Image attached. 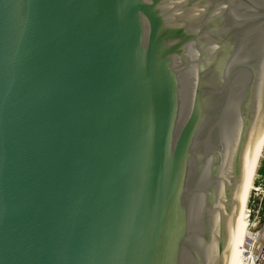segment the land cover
Returning <instances> with one entry per match:
<instances>
[{
	"label": "water",
	"instance_id": "obj_1",
	"mask_svg": "<svg viewBox=\"0 0 264 264\" xmlns=\"http://www.w3.org/2000/svg\"><path fill=\"white\" fill-rule=\"evenodd\" d=\"M264 142V0H0V264H234Z\"/></svg>",
	"mask_w": 264,
	"mask_h": 264
},
{
	"label": "built area",
	"instance_id": "obj_2",
	"mask_svg": "<svg viewBox=\"0 0 264 264\" xmlns=\"http://www.w3.org/2000/svg\"><path fill=\"white\" fill-rule=\"evenodd\" d=\"M253 190L256 191L255 195L259 196L261 203L254 211L252 231H250L251 244L246 251L245 264H264V189L254 185Z\"/></svg>",
	"mask_w": 264,
	"mask_h": 264
},
{
	"label": "bare ground",
	"instance_id": "obj_3",
	"mask_svg": "<svg viewBox=\"0 0 264 264\" xmlns=\"http://www.w3.org/2000/svg\"><path fill=\"white\" fill-rule=\"evenodd\" d=\"M263 152H264V142L258 154V157L255 161V164H254V167L251 173V177L249 180L248 189H247L246 197L244 201V206H243V210H242L241 217H240V226H244V232H243L241 239L239 236H236L234 240V243L238 242V250H237V255H236L234 264H245L246 251L251 244V238H250V232H249L250 219L247 216L249 215V213H247L248 212L247 205L249 202L251 191L254 188V179L256 176V171L258 169L261 157L263 156ZM246 209H247V212H246ZM248 221H249V225H248Z\"/></svg>",
	"mask_w": 264,
	"mask_h": 264
},
{
	"label": "rangeland",
	"instance_id": "obj_4",
	"mask_svg": "<svg viewBox=\"0 0 264 264\" xmlns=\"http://www.w3.org/2000/svg\"><path fill=\"white\" fill-rule=\"evenodd\" d=\"M263 169H264V152H263V156L261 157L258 169L256 171V176H255V179H254V185L255 186H260L262 190L264 189V176H262ZM255 192L256 191H254L252 189L250 197H249V202H248V205H247L248 212H247V209H246L247 213H249V210H250V217H249V215H247L248 218H250V225H249V221H248L249 232L252 231V226L251 225L253 223V219H254V215H255L254 211L259 206V203H261L259 196H256ZM263 207H264V205H263ZM247 216H246V218H247Z\"/></svg>",
	"mask_w": 264,
	"mask_h": 264
},
{
	"label": "crops",
	"instance_id": "obj_5",
	"mask_svg": "<svg viewBox=\"0 0 264 264\" xmlns=\"http://www.w3.org/2000/svg\"><path fill=\"white\" fill-rule=\"evenodd\" d=\"M262 176H264V169H263V171H262Z\"/></svg>",
	"mask_w": 264,
	"mask_h": 264
}]
</instances>
